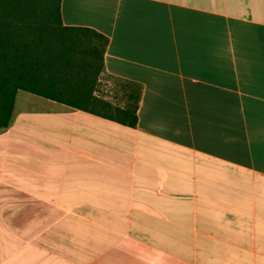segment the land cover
I'll return each instance as SVG.
<instances>
[{
  "label": "crops",
  "instance_id": "obj_1",
  "mask_svg": "<svg viewBox=\"0 0 264 264\" xmlns=\"http://www.w3.org/2000/svg\"><path fill=\"white\" fill-rule=\"evenodd\" d=\"M141 86L134 127L19 91L0 264H264V0H61Z\"/></svg>",
  "mask_w": 264,
  "mask_h": 264
},
{
  "label": "trees",
  "instance_id": "obj_2",
  "mask_svg": "<svg viewBox=\"0 0 264 264\" xmlns=\"http://www.w3.org/2000/svg\"><path fill=\"white\" fill-rule=\"evenodd\" d=\"M60 4L0 0V128L8 126L19 91L134 127L141 86L119 80L126 90L122 107L98 96L108 38L64 26Z\"/></svg>",
  "mask_w": 264,
  "mask_h": 264
},
{
  "label": "rangeland",
  "instance_id": "obj_3",
  "mask_svg": "<svg viewBox=\"0 0 264 264\" xmlns=\"http://www.w3.org/2000/svg\"><path fill=\"white\" fill-rule=\"evenodd\" d=\"M126 90L124 83L110 76L101 77L97 88V94L100 98L110 102L112 105L122 107L126 103Z\"/></svg>",
  "mask_w": 264,
  "mask_h": 264
}]
</instances>
